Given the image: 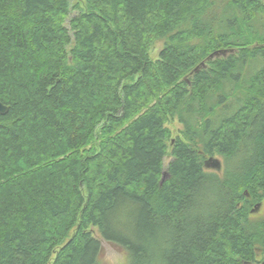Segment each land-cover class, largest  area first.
Returning a JSON list of instances; mask_svg holds the SVG:
<instances>
[{
	"label": "trees",
	"instance_id": "16d2710c",
	"mask_svg": "<svg viewBox=\"0 0 264 264\" xmlns=\"http://www.w3.org/2000/svg\"><path fill=\"white\" fill-rule=\"evenodd\" d=\"M0 101V264L264 254V0H0Z\"/></svg>",
	"mask_w": 264,
	"mask_h": 264
},
{
	"label": "rangeland",
	"instance_id": "374dc122",
	"mask_svg": "<svg viewBox=\"0 0 264 264\" xmlns=\"http://www.w3.org/2000/svg\"><path fill=\"white\" fill-rule=\"evenodd\" d=\"M76 11L73 10V12L70 15H73ZM164 43L163 39H157L153 42V44L151 45V48H149V56L151 58H156L158 57V52L160 49H162V45ZM255 67L258 68L260 66L261 63L259 62H255L254 63ZM253 67V66H252ZM232 98L229 97V99L227 101H230ZM227 104V103H225ZM222 113V110L220 111ZM230 113V112H229ZM173 129H174V134H177V129L181 127V125L179 123H177V121L175 120L173 123ZM176 128V129H175ZM214 159L216 158L218 161H221L220 158L221 157H213ZM168 160H170L169 156L164 157L163 163H164V168L167 166L168 164ZM219 163V162H218ZM222 163V161H221ZM211 166V168L209 167V169H214L216 170V168H212L215 167L211 164H209ZM221 166V164H220ZM222 169V167H221ZM221 171V170H220ZM264 213V205H259L254 209L253 215L254 216H260ZM97 235V234H96ZM98 236V235H97ZM100 239L101 245H102V251L101 254L98 258V263L97 264H128V258L127 255L124 251L119 250V248L115 247L114 245L110 244L109 242H107L106 240L102 239V238H98ZM257 255L255 257L256 259V263L255 264H261L264 261V254H261L260 252H257Z\"/></svg>",
	"mask_w": 264,
	"mask_h": 264
},
{
	"label": "water",
	"instance_id": "95a60500",
	"mask_svg": "<svg viewBox=\"0 0 264 264\" xmlns=\"http://www.w3.org/2000/svg\"><path fill=\"white\" fill-rule=\"evenodd\" d=\"M232 51H233L232 49H218V50H215L212 53H210L206 59L208 60V59H212L214 57L226 56L227 53L232 52ZM201 65H205V61H202ZM198 68H199V65L197 67H195L194 70L197 71ZM7 109H8L7 106L4 105V103H2L0 101V114H5L7 112ZM208 160L212 161L213 166H217V167L219 166L217 159L210 157ZM161 174H162V178H161V182H162L165 179V177L168 176V172L163 171ZM257 206H259V205H255V207H257Z\"/></svg>",
	"mask_w": 264,
	"mask_h": 264
}]
</instances>
